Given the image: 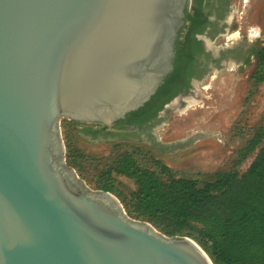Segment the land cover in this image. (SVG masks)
Instances as JSON below:
<instances>
[{
  "label": "water",
  "instance_id": "obj_1",
  "mask_svg": "<svg viewBox=\"0 0 264 264\" xmlns=\"http://www.w3.org/2000/svg\"><path fill=\"white\" fill-rule=\"evenodd\" d=\"M190 0H0V264H214L67 164L61 123L112 126L173 72Z\"/></svg>",
  "mask_w": 264,
  "mask_h": 264
},
{
  "label": "trees",
  "instance_id": "obj_2",
  "mask_svg": "<svg viewBox=\"0 0 264 264\" xmlns=\"http://www.w3.org/2000/svg\"><path fill=\"white\" fill-rule=\"evenodd\" d=\"M180 56L178 52L175 70L152 99L128 114L130 121L131 116L167 94L178 76ZM259 65L256 80L261 84L264 47ZM176 93L168 95L164 102ZM252 155L249 167L241 171L240 166ZM75 162L78 158L68 164L76 167ZM98 176L99 189L116 195L131 218L147 221L170 237L194 239L214 264H264V126L240 152L236 166L216 173L212 180L179 176L150 150L139 146L118 154ZM116 176L132 180L136 188L123 194Z\"/></svg>",
  "mask_w": 264,
  "mask_h": 264
},
{
  "label": "rangeland",
  "instance_id": "obj_3",
  "mask_svg": "<svg viewBox=\"0 0 264 264\" xmlns=\"http://www.w3.org/2000/svg\"><path fill=\"white\" fill-rule=\"evenodd\" d=\"M234 6L246 13L236 29L246 26L250 31L253 29L252 34L261 35L259 44L264 46V0L235 2ZM232 69L211 73L204 83L197 84L195 94L182 96L186 103L181 97L174 100L173 109L158 133L166 146L160 150H152L137 138L129 141L126 134L101 133L100 124L74 123L64 118L61 129L67 164L78 158L76 167L68 165L94 191L100 190L97 176L104 168L118 154L134 146L150 150L179 176L212 180L216 173L233 169L240 152L264 126V83L258 84L254 68L245 72ZM259 71L260 65L256 72ZM112 128L108 132H117ZM253 158L254 155L249 157L240 170H246ZM115 178L123 194L136 188L132 180Z\"/></svg>",
  "mask_w": 264,
  "mask_h": 264
},
{
  "label": "flooded vegetation",
  "instance_id": "obj_4",
  "mask_svg": "<svg viewBox=\"0 0 264 264\" xmlns=\"http://www.w3.org/2000/svg\"><path fill=\"white\" fill-rule=\"evenodd\" d=\"M235 2L249 0H190L180 44L176 48V52L181 54L177 61L178 76L167 94L158 98L143 112L131 116L133 121L127 115L124 120L112 126L100 125L98 131L105 134H126L129 141L137 138L152 150H160L166 146L162 145L163 137L159 138L158 133L168 118V112L173 109L174 100L181 97L180 100L186 103L182 96L195 94L197 84L204 83L213 72L233 70L232 68L245 72L254 68L256 78L259 54L264 47L259 44L261 35H253V29L248 30V26L236 29L238 23H243L241 19L244 20L246 13L243 10L237 11ZM237 12L242 16L237 15ZM175 68L174 63V70ZM173 92L177 93L164 102ZM112 127L117 132H108Z\"/></svg>",
  "mask_w": 264,
  "mask_h": 264
},
{
  "label": "built area",
  "instance_id": "obj_5",
  "mask_svg": "<svg viewBox=\"0 0 264 264\" xmlns=\"http://www.w3.org/2000/svg\"><path fill=\"white\" fill-rule=\"evenodd\" d=\"M255 156V155H254ZM252 162V161H251Z\"/></svg>",
  "mask_w": 264,
  "mask_h": 264
}]
</instances>
